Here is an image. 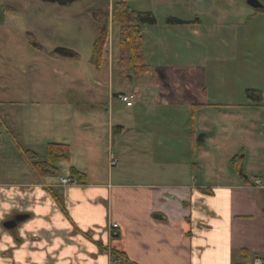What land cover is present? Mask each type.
<instances>
[{
	"label": "crops",
	"instance_id": "1",
	"mask_svg": "<svg viewBox=\"0 0 264 264\" xmlns=\"http://www.w3.org/2000/svg\"><path fill=\"white\" fill-rule=\"evenodd\" d=\"M149 1L154 4L145 11L157 12L155 5L161 17L160 23L142 28L144 62L153 67L145 77L154 91L139 94L136 109L111 102L110 74L117 60L111 25L109 46L98 65L106 64L108 88L99 95L101 80L94 74L90 90L79 84L70 91L72 82L66 80L59 91L65 104L56 109L60 132L46 143L69 145V160L40 175L26 154L33 150L18 145L29 171L0 178V264H248L264 257V189L251 187L248 176L213 183L193 176L199 131L187 123V114L194 119L209 101L204 79L196 93L185 96L186 68L194 63L184 61L192 59L195 44L206 43L209 28L226 27L209 15L210 3L218 8L220 0ZM168 16L185 23L165 24ZM162 43L170 51L165 68L153 57ZM124 108L130 113L124 114ZM178 115L185 117L183 123L174 121ZM127 117L135 119L133 124H126ZM130 130L134 137L127 140ZM109 146L118 158L114 167L108 165ZM71 167L83 179L61 184ZM16 215L24 218L6 228L4 223ZM110 222L119 225L115 238L109 236Z\"/></svg>",
	"mask_w": 264,
	"mask_h": 264
},
{
	"label": "rangeland",
	"instance_id": "2",
	"mask_svg": "<svg viewBox=\"0 0 264 264\" xmlns=\"http://www.w3.org/2000/svg\"><path fill=\"white\" fill-rule=\"evenodd\" d=\"M64 1L67 0L61 3L0 0V178L29 171L30 165L19 155L18 145L33 150L42 158L46 139L58 137L56 109L65 105L59 92L64 88V81L72 82L67 83L70 91L79 84L83 91L90 90L91 76L98 74L101 81L97 91L102 95L111 75L109 97L114 104L118 92L133 90L143 95L156 87L145 76L128 80L119 75L116 64L113 72L107 75L106 64L98 68L92 62L94 32L88 11L94 5H103L102 0H73L67 5ZM148 1L128 0V4L134 10L145 11L152 9L150 6L154 4ZM246 1L220 0L218 8L210 3L211 19L229 27L214 30L215 33L209 28L211 33L206 32L210 34L206 43L203 46L195 44L192 59L184 61L195 64L186 68L189 75L183 83L185 96H190L186 92L201 88L199 81L203 83L204 79L203 90L209 101L201 113L194 114V119H190V112L187 114V123L194 124L196 132L199 131L192 156L198 164L193 170L198 181L208 179L213 183L222 178L225 181L231 175L248 176V180L254 176L264 177V12L256 11ZM153 6L157 12L160 10ZM157 12L151 13L159 21L161 17ZM230 17L235 19L234 24ZM116 27L114 25L111 42L113 53L118 55ZM204 36L207 35L204 33ZM145 44L148 52L150 43L146 40ZM163 44L153 52L161 68L170 62V51ZM174 47L178 52L182 50ZM56 48L73 51L77 57H55L51 52ZM246 90L260 92L261 104H252ZM139 107L138 101L133 108ZM129 111L124 108L123 113L129 114ZM184 120L185 117L182 119L178 115L174 121L179 124ZM134 121L127 117L126 124ZM8 131L12 133L10 137ZM201 134L203 139L198 141ZM133 137L132 130L125 133L127 140ZM234 157L240 160L238 168L233 164Z\"/></svg>",
	"mask_w": 264,
	"mask_h": 264
},
{
	"label": "trees",
	"instance_id": "3",
	"mask_svg": "<svg viewBox=\"0 0 264 264\" xmlns=\"http://www.w3.org/2000/svg\"><path fill=\"white\" fill-rule=\"evenodd\" d=\"M62 2L63 0H58ZM103 5L92 6L89 8V14L93 24L94 38L92 42L91 60L97 66L100 64L103 53L109 46L110 26L117 25L118 29V55L116 60L117 68L126 78L145 76L153 72V67L144 62L142 28L144 26L154 25L156 18L149 11H139L132 9L128 0H102ZM256 11L264 12L262 9ZM165 24L176 25L185 23L184 21L168 16L164 19ZM30 36V35H29ZM37 46V45H36ZM38 47V46H37ZM55 57L75 58L77 54L64 48H56L51 52ZM246 96L252 104H261L260 92L246 90ZM28 159L31 160L35 171L40 175L53 173L61 161H67L70 158L69 145L65 143L48 142L45 147V155L39 159L33 151H26ZM233 158V164L238 168L240 160ZM70 177L79 181L83 179L84 174L75 168L69 169Z\"/></svg>",
	"mask_w": 264,
	"mask_h": 264
},
{
	"label": "built area",
	"instance_id": "4",
	"mask_svg": "<svg viewBox=\"0 0 264 264\" xmlns=\"http://www.w3.org/2000/svg\"><path fill=\"white\" fill-rule=\"evenodd\" d=\"M118 101L123 103L125 106L130 107L134 104L135 101L138 100L139 95L135 91H129L126 93H118L116 95ZM108 165L109 167H114L118 163V158L116 154L112 151L111 147L109 146L108 151ZM60 183L63 185H75L79 184V181L76 178L62 176L60 177ZM252 187L264 188V178H255L251 182ZM119 225L116 222L109 223V236L111 238H115L118 235ZM249 264H264V258L256 257L253 258Z\"/></svg>",
	"mask_w": 264,
	"mask_h": 264
},
{
	"label": "water",
	"instance_id": "5",
	"mask_svg": "<svg viewBox=\"0 0 264 264\" xmlns=\"http://www.w3.org/2000/svg\"><path fill=\"white\" fill-rule=\"evenodd\" d=\"M71 1H73V0H67V1H64L63 2V4H69ZM247 2V4L250 6V7H252L253 9H261L262 7H263V5L258 1V0H247L246 1ZM201 140V135L198 137V141H200ZM239 167H240V165H239ZM24 218V216L23 215H16L13 219H11V220H9V221H6L5 223H4V226L6 227V228H12V227H14L15 226V224H16V221H19V220H21V219H23Z\"/></svg>",
	"mask_w": 264,
	"mask_h": 264
}]
</instances>
